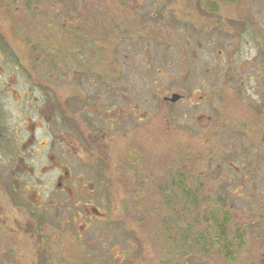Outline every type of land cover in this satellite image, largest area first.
Wrapping results in <instances>:
<instances>
[{
  "label": "rangeland",
  "instance_id": "rangeland-1",
  "mask_svg": "<svg viewBox=\"0 0 264 264\" xmlns=\"http://www.w3.org/2000/svg\"><path fill=\"white\" fill-rule=\"evenodd\" d=\"M154 1L141 8L137 19L124 0H0V43L12 51L0 52V123H6L11 108L24 104L15 100L31 92L30 80L57 77L60 109L71 116L67 122L86 129L89 121L99 120L75 101L82 91L65 72L71 67V76L88 74L82 87L93 93L89 104L102 92L97 104L105 118L100 123L104 131L93 135L104 143L101 152L108 165L103 172L113 205L101 210L116 215L122 251L130 249V236L131 244L142 249L137 264H198L193 244L186 257L169 246L222 235L233 241L234 234H250L264 222V205L255 204L264 201V162L247 176L245 191L229 194L222 179L206 176V139L196 117L200 109H221L238 123L236 137H251L249 154L259 152V146L264 151V142L256 140L264 135V69L254 71L253 80L248 77L256 54L264 68V0L217 2L220 15L204 3L199 7L198 0H177L162 12L154 9ZM187 34L192 43L185 46ZM143 44H150V50L140 51ZM220 52L225 55L218 57ZM226 57L231 63L225 64ZM244 57L249 60L245 66L241 61L246 60H239ZM212 58L222 61L212 71L184 65ZM142 62L169 67L138 70ZM226 74L230 80L234 74L236 81ZM173 92L184 100L165 107L163 96ZM32 94L40 96L39 90ZM201 95L204 100L197 106ZM133 103L141 110L140 121L132 114ZM69 124L62 126L64 131L77 135ZM3 241L6 246L11 242L0 238V264H23L18 261L21 246L4 248ZM261 242L250 234L247 247L255 250ZM7 251L12 253L7 256ZM205 255L201 264H231L219 253Z\"/></svg>",
  "mask_w": 264,
  "mask_h": 264
},
{
  "label": "flooded vegetation",
  "instance_id": "flooded-vegetation-1",
  "mask_svg": "<svg viewBox=\"0 0 264 264\" xmlns=\"http://www.w3.org/2000/svg\"><path fill=\"white\" fill-rule=\"evenodd\" d=\"M151 1L154 0H124L123 5L130 11H135L138 19L143 13L141 8H144V5L150 7ZM176 1L155 0L154 9L175 6ZM223 1L225 0H198L199 7L204 3L214 14L219 15L220 6L219 4L217 6V2ZM188 10L191 15V10ZM183 40L185 46L192 43L190 34ZM141 50L149 51L150 44H143ZM6 51V48H0V52ZM79 53H76L75 57L79 58ZM224 55L220 52L217 56ZM140 57L142 56H137L136 59ZM257 57V54L254 58L251 57L250 64L256 65L250 67L252 69L254 67L255 70L248 76L249 80H253L254 71L257 73V69L261 71L264 69L262 62L258 64ZM244 58L239 60H246L241 61L245 66L249 60ZM231 61L232 59L225 58V64ZM220 62H222L220 59L212 58L204 61H187L184 65L194 64L199 70L212 71L215 66L221 65ZM161 67L169 66L162 64L149 66L142 62L138 70ZM67 68L66 78H71L72 82L76 80L82 91V95L77 96L75 101L83 106V111L90 113L91 118L96 116L99 121L92 119L86 129L80 126L77 128L73 121H69L71 124L68 126L73 127L77 135L64 131L62 126L67 127L69 123L67 121L71 116L62 113L60 109L62 100L59 99L57 77L30 80L33 86L30 88L31 92L24 93L25 101L15 100L24 104L11 108V111L7 112L6 123H0V238L11 241L9 246L3 241L2 246L4 248L21 246L23 252L18 261L21 260L23 264H137L139 257L136 254L137 251L142 252V249L132 245L128 236L126 241L130 242V249L122 251L120 235L116 232L118 227L116 215L101 210L103 205H113L110 182L105 181L103 172L108 165L106 154L103 155L101 152L104 143L93 135L96 133L98 136L104 131L100 125L105 120L104 109L97 104V101L102 100V92H98L99 98L93 99L94 102L89 104L88 95L93 93L89 92L90 88L87 91L82 87L88 82L86 81L89 79L88 74L71 76V67ZM78 69L81 71L79 66ZM232 76L234 80H230L228 74L225 77L233 83L236 80L234 74ZM261 82L263 85L264 82ZM99 84L101 86V83ZM4 87L6 91L10 89L9 84ZM34 90H39L40 96L34 97L32 94ZM173 93L163 96L165 107L184 100V95L178 93L180 99L172 102ZM8 94L12 95L9 91ZM203 100L204 96L201 95V103L197 101V106L202 104ZM260 100L263 101V97ZM131 106L133 112L132 109L130 112L138 121L142 120L139 118L141 111L139 106L135 103ZM260 111L264 113L263 104ZM196 117L206 139L204 141L207 146V160L204 166L206 176L222 179L225 182L222 183L225 185L223 188L229 194L242 193L246 189L244 182L247 176L255 175L264 162L262 147L259 146V152L249 154L247 151L252 140L248 141L251 137L248 136L242 141L236 137L238 123L227 118L221 113V109L217 113H207L200 109ZM92 136L95 138L91 139ZM87 138L92 141L90 145L85 144ZM256 140L264 142V135L258 136ZM251 147L253 148L252 145ZM87 167L89 170H86ZM255 204L260 207L264 205V201L260 199ZM225 220L226 224L231 222V218ZM250 234L262 241L255 250H249L247 247ZM250 234L248 232L234 234L233 241L229 240L228 235L213 240L195 238L193 243L182 239L177 247H169L186 257L192 255L186 248L193 244L192 252L198 264H201L205 254L212 252L224 255L231 264H264V222L254 225ZM219 243L227 245L222 247L218 245ZM166 244L172 243L169 241ZM166 249L167 246L162 247V250ZM205 250L209 252H203ZM7 253L8 256L12 252ZM235 257L238 258L235 260ZM139 260L142 263L147 261L145 255Z\"/></svg>",
  "mask_w": 264,
  "mask_h": 264
},
{
  "label": "trees",
  "instance_id": "trees-1",
  "mask_svg": "<svg viewBox=\"0 0 264 264\" xmlns=\"http://www.w3.org/2000/svg\"><path fill=\"white\" fill-rule=\"evenodd\" d=\"M255 32H256V30H255ZM0 40H1V37H0ZM2 47H3V48H6L7 51L9 52V54L11 55L12 51L10 50V48L7 47V45H4V44L1 45V44H0V48H2ZM222 227H223V226H222ZM222 227H221V228H222ZM221 234H222V233H221ZM218 245H219V246H222L220 243H219Z\"/></svg>",
  "mask_w": 264,
  "mask_h": 264
},
{
  "label": "water",
  "instance_id": "water-1",
  "mask_svg": "<svg viewBox=\"0 0 264 264\" xmlns=\"http://www.w3.org/2000/svg\"><path fill=\"white\" fill-rule=\"evenodd\" d=\"M180 97L181 96L178 93H173V97L171 98V100H172V102H174V101L180 99Z\"/></svg>",
  "mask_w": 264,
  "mask_h": 264
}]
</instances>
